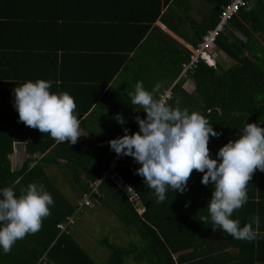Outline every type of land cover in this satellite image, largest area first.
<instances>
[{"label": "trees", "instance_id": "1", "mask_svg": "<svg viewBox=\"0 0 264 264\" xmlns=\"http://www.w3.org/2000/svg\"><path fill=\"white\" fill-rule=\"evenodd\" d=\"M85 1L81 0L83 4ZM168 1L163 0V6ZM207 1L212 7L204 20L205 27L197 28V44L202 35L217 25L221 7L231 2ZM65 2L67 11H64ZM71 2L74 0H0V68L4 67V71H0V188L11 187L20 196L28 184H42L54 199L51 215L43 220L41 230L18 240L10 253L0 251V264H96L76 242L72 232L61 234L58 225L75 213L78 202L89 192L90 185L108 168L113 150L106 140L112 139L105 135L98 139L96 132L88 130L90 139L77 140L74 145L60 143L50 134L40 133L20 122L14 108L15 88L25 82L51 80L50 92L56 94L65 92V84H74V77L65 74L66 66L62 58L67 53L68 45L49 42V33L54 31L52 24H58L59 30L65 24L67 26L62 30L71 31L75 20L86 22L87 18L77 19L72 15L69 11ZM143 3L148 6L142 10V16L151 17L147 26L130 27L126 14H121V10L118 12L117 9L114 11L119 16L114 22L112 18L107 19L104 31H113L127 48L118 49L120 57L116 59H120V62L107 78L86 79L92 83L78 85L86 91L76 87L75 91L80 93L82 100L81 105L76 104L81 124L96 102L110 93L108 90L112 80L119 70L127 68V55L139 50L138 41L148 34L151 23L159 18L160 0H145ZM245 3V8L230 21L229 27L215 43L217 50L230 61L226 69L218 64L220 71L217 72L201 63L193 73L194 80L198 82L196 93L188 96L180 92L179 95L183 107L187 108L186 100L189 99V112L205 116L216 126L220 137L227 138L228 142L242 134L245 124H241V120L245 112L260 111L261 101L264 102V0H245ZM154 4L157 8L151 11ZM83 11L89 13L90 6L84 4ZM130 35L136 37V42H125ZM88 46L86 44L85 48L79 50H86ZM190 56L191 52L185 50L177 70L178 76ZM14 70L15 73H11ZM162 93L159 92V95ZM69 95L76 103L74 94L70 92ZM172 99L175 102V97ZM194 106L196 108L192 109ZM136 115L141 119L146 117V113ZM123 128L129 129L128 135L139 129L135 120L129 126L119 125L114 130L122 134L116 136L113 133V139L124 135ZM15 143L25 147L26 158L19 165H12L10 160ZM48 167L61 168L64 184L75 194V202L53 184L56 180L47 175ZM139 167L129 157L120 164L118 173L138 193L145 208L142 216L110 181L100 185L101 197L94 196L98 205L114 214L130 237L137 238L125 247L102 240V245L110 252L107 264H125L126 260L132 261L131 257L135 262L147 260L149 264H237L236 260L261 264L257 257L252 256V251L260 252L257 243L261 238L253 242L241 241L240 244L247 248L238 249L237 253L228 252L226 248L235 245L237 240L234 242L229 234L213 231L211 225L200 221L202 216L208 215L207 205L214 191L211 184H201L203 173L193 170L188 180L190 186L184 194L173 193L169 188L166 200L158 202L154 190L145 185L143 177L136 174ZM262 174L258 172V177L249 181L248 202L239 209L241 213L249 209L250 199L262 196Z\"/></svg>", "mask_w": 264, "mask_h": 264}, {"label": "clouds", "instance_id": "2", "mask_svg": "<svg viewBox=\"0 0 264 264\" xmlns=\"http://www.w3.org/2000/svg\"><path fill=\"white\" fill-rule=\"evenodd\" d=\"M194 49L189 50L191 54ZM213 56V66L204 63L210 68L218 65ZM52 84L51 80H37L15 88L14 108L26 126L50 134L57 142L74 145L81 136L77 105L67 92L51 93ZM159 90V84L149 91L143 81L136 82L134 92L129 94L131 104L139 106L146 117H135L139 132L128 135L129 129L123 128L122 137L108 142L110 149L132 157L140 165L136 174L154 190L158 202L166 200L169 188L184 194L193 170L203 173L201 184H211L214 191L207 205L208 215L200 221L234 239L256 241L262 235L258 231L259 216L243 227L240 220L231 217L248 202L247 188L254 171L264 172V128L245 123L242 134L220 148L212 159L210 137L218 138L221 133L214 131L205 116L181 109L178 100L176 107L168 104ZM114 119L122 126L127 123L119 114ZM52 206L54 199L42 184H28L20 196L11 187L0 188V251L10 253L18 240L40 231Z\"/></svg>", "mask_w": 264, "mask_h": 264}, {"label": "crops", "instance_id": "3", "mask_svg": "<svg viewBox=\"0 0 264 264\" xmlns=\"http://www.w3.org/2000/svg\"><path fill=\"white\" fill-rule=\"evenodd\" d=\"M144 1L145 0H126L124 2H121V0H86L84 4L90 6V12L88 13V11H86L85 13V11H83V2H81V0H74L73 3L71 2L69 11L77 19L87 18L86 22L84 23L83 20H75L74 22L76 24L71 31H69V29L62 30L67 26L65 24H63L60 30L58 24H52L54 31L49 33V35H51V37L49 36V42L54 45H68L66 50L67 53H65L62 58L66 66L65 74L74 77V84H65V92L68 94L72 92L74 94L78 106L81 105L82 100L80 93L77 94L75 91L76 87L81 88L78 85L81 86L85 83H89L90 85V83H92L87 82L86 79L107 78L115 65L120 62V59H116L120 57V54H118L119 52H117L118 49L127 48L120 38L115 37L113 31L111 33L104 31V27L107 25V19L112 18L114 22V19L119 16V14L114 11L117 9L118 12L121 10V14H126V19L130 27L147 26L148 20H150L151 17L144 18L142 16V10L145 6H148L147 3H143ZM2 3L4 4L6 1H2ZM160 4V16L156 21L151 23L148 34L138 41L139 46L137 49L139 50L127 55L128 59L125 62L127 68L124 67V69L119 70V73L110 84L108 90L110 93L98 100L92 107L91 112L84 116L80 129L81 136L78 137V140L84 141L85 139H90L88 130L94 133L96 132L98 139L103 135L113 139V133L116 136L122 134V132L119 134V132H115L114 130L120 125L115 121L114 117L117 114L121 115L127 121L124 125L129 126L134 122V118L137 116L136 114H144L139 106L131 104V97L129 94L134 92L137 81H143L145 89L151 91L157 84L156 81L150 78V75L172 76L176 74L174 80L168 85L169 87L165 89L160 88L159 92H171V88L174 87V89H176L179 87L182 94L184 93L191 96L196 93L198 82L194 80L193 76L187 78L188 80L178 79L177 70L179 69L177 62L179 63V57L185 55V50L189 51L194 49V46L199 41L197 28L205 27L204 20L212 6H210L207 0H169L164 6L163 0H160ZM156 8V4L151 5V11L156 10ZM67 10L68 7L65 2L64 11ZM97 11L100 15L97 14ZM162 19H164V22H162ZM128 38L129 40H126V43L127 41L130 43L136 42V37H134V35H130ZM86 44L89 45L86 50H79V48H85ZM213 53L220 67L222 61L226 59L229 60L228 57L218 51L216 47ZM61 56L62 55L59 53V57ZM142 57L144 61L137 65L136 60L138 58L142 59ZM165 62H170L173 66H168ZM3 68L4 67L0 68V71H4ZM214 69L217 72L220 71L218 67ZM11 73H15V70ZM92 86H94V84H92ZM82 90L86 91V89ZM172 98H174L173 95L170 100L171 102L169 101L170 103H168L171 106L175 103L172 101ZM85 99L88 100V98ZM186 101V107L189 108L190 101L189 99ZM261 103L262 105L260 108L262 111L250 110L249 113L245 112L241 124H257V126L264 128V102L261 101ZM180 104L182 106L183 103L180 102ZM194 108L196 107L194 106L192 109ZM237 124L240 125L239 121ZM211 126L214 131L217 132L216 126L214 124ZM244 127L245 126L242 128ZM122 136L123 135H121V137ZM227 143V138H221L220 136L218 138L210 137L208 147L211 158H215L214 156H216V153ZM14 146L15 151L10 157V160L12 164L15 163L19 165L21 161L26 158L25 147L21 143H15ZM128 158L129 156L127 159ZM12 167L16 168L17 166ZM258 172L259 174L261 173L259 170L254 171L252 178L258 177ZM262 173L264 177V172ZM189 186L190 183L187 182V189ZM261 190V197L256 196L250 199L248 210L242 211V213L239 209L234 210L233 219L240 220L241 227H243L246 223H253L254 217L259 216L258 231L262 235L259 237L261 240H258L259 242L257 244L260 252L252 251V256L257 257V261L259 260L261 264H264V181L261 183ZM253 194H255L254 187ZM253 227H256L255 224H253ZM236 240L237 239H234V242H236ZM240 242L241 240H237L236 244L226 248V251L237 253L238 249L244 250V247L247 248L245 245L243 246L240 244ZM235 263L247 264L239 260H236ZM255 264L258 263L256 262Z\"/></svg>", "mask_w": 264, "mask_h": 264}, {"label": "rangeland", "instance_id": "4", "mask_svg": "<svg viewBox=\"0 0 264 264\" xmlns=\"http://www.w3.org/2000/svg\"><path fill=\"white\" fill-rule=\"evenodd\" d=\"M241 37V36H240ZM181 58L179 57V63L177 62L178 69L181 62ZM144 58H138L136 60V64L143 62ZM229 60H224L221 62V67L226 68L229 64ZM168 66L172 65L170 62H165ZM173 66V65H172ZM175 68V67H174ZM180 75L178 76V79ZM150 78L156 81V84L160 85V88H168L169 84L174 80L175 75L167 76V75H158L151 76ZM182 80V79H181ZM188 80V79H185ZM184 80V81H185ZM171 93L173 97H175V103L172 105L176 107V101H179V107H182L180 104V90L179 87L176 89L171 88ZM178 93V94H177ZM199 95V93H198ZM130 101V98H129ZM170 103V102H169ZM188 109V107H187ZM113 140V139H112ZM108 143L109 141L106 140ZM109 145V143H108ZM12 165H15L12 164ZM19 168V167H18ZM46 173L50 177L55 178V183L53 184L71 201L75 202L76 197L73 192L68 189V185L64 184L63 180V172L61 168H46ZM76 225L73 229L72 236L75 237L76 242L81 246L85 253L96 263V264H107L110 256V252L107 250L105 246L102 245V240H108L110 244L119 245L122 247L130 245V241H136V237H130L129 234L125 231L124 226L119 222V220L114 216L112 212L107 210L101 204L95 203L93 208L89 210H85L75 218ZM133 238V239H132ZM125 261V264H149L147 260L141 261Z\"/></svg>", "mask_w": 264, "mask_h": 264}, {"label": "built area", "instance_id": "5", "mask_svg": "<svg viewBox=\"0 0 264 264\" xmlns=\"http://www.w3.org/2000/svg\"><path fill=\"white\" fill-rule=\"evenodd\" d=\"M245 6V0H231V2L221 7L217 25L214 29L207 31L202 36V40L198 47L192 51L189 61L183 64L179 77L180 79L192 77L194 71L202 62L208 66H213L215 64L213 52L216 40L226 31L227 27H229L230 21L236 17L238 13L245 8ZM236 36L240 37L238 34H236ZM161 96L167 101V103L172 97L170 91H165ZM138 132L139 129L136 133ZM127 157L128 156L117 155L115 152L113 153L108 168L104 171V173H102L99 179L90 185L89 192L84 194L82 199L78 202V207L76 208L75 213L66 217V220L58 225V229L61 234H69L73 232L76 225V216L83 211L94 207L95 203H97V199L94 196L96 195V197H101L99 187L105 181H110L121 190L123 195L133 205L138 215L142 216L145 213V208L138 193L130 185H128L118 173V167L121 163H124L127 160Z\"/></svg>", "mask_w": 264, "mask_h": 264}]
</instances>
